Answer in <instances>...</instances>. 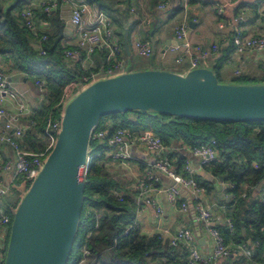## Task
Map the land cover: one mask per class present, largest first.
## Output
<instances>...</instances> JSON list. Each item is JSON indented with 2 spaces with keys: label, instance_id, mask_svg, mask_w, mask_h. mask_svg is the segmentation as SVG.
Returning a JSON list of instances; mask_svg holds the SVG:
<instances>
[{
  "label": "trees",
  "instance_id": "1",
  "mask_svg": "<svg viewBox=\"0 0 264 264\" xmlns=\"http://www.w3.org/2000/svg\"><path fill=\"white\" fill-rule=\"evenodd\" d=\"M0 29L4 30L0 37V55L8 56V71L22 72L34 84L43 83L42 101L34 107L30 116L32 125L26 129L21 142L23 149L38 152L44 147L42 133L47 117L60 118L62 107L56 104L65 86L78 80L84 71L78 64L75 65L77 68L68 67L62 54L66 47L60 45L57 36L46 35V40L41 43L45 55L35 51L29 44L30 39L36 37L39 41L42 35L32 34L21 20L17 22L10 15V10L0 16ZM230 48L232 43L221 51L210 68L219 83V71L231 53ZM78 87L71 94L75 95L83 89L82 85ZM96 128H107L109 132L126 128L133 134L148 131L168 146L178 141L192 148L214 139L220 161L204 166L211 170L214 177L231 184L233 187L227 191L236 197L235 203L231 200L230 204L234 205L227 215L232 222L233 233L226 228L222 230V236L226 242L233 241L236 245L245 244L249 239L252 245L251 262L264 264V204L251 198L252 190L261 181L264 171L262 166H253L254 163H264V122H213L130 110L101 117ZM166 159L176 173L182 172L185 157L174 151ZM104 161V156L92 157L88 165L69 264L77 263L83 246L90 251L88 264H185L184 258L178 260L175 248L170 247L168 241L169 247H164L166 242L162 243L159 234H144L142 227L135 222L138 203L133 197L134 192L124 190L104 167ZM194 179L198 187L211 189L210 182H201L199 176H194ZM30 184V181L18 179L11 185V190L17 195L12 212ZM244 185L250 189L244 190ZM118 193H123L121 200ZM7 213L10 218L9 233L12 215L9 211ZM6 242L1 250L3 255Z\"/></svg>",
  "mask_w": 264,
  "mask_h": 264
},
{
  "label": "crops",
  "instance_id": "2",
  "mask_svg": "<svg viewBox=\"0 0 264 264\" xmlns=\"http://www.w3.org/2000/svg\"><path fill=\"white\" fill-rule=\"evenodd\" d=\"M49 0H0V16L7 10H10L17 22L20 21L19 12L24 4H30L34 17L35 30L37 34L57 36L60 38V45L66 48H76V35L73 27L69 24L70 8L64 5L61 0L56 1V7L49 13H44L43 5ZM88 3L92 9L101 10L113 25L114 40L122 45V58L124 60V69L126 68V58L137 55L134 50V43L137 40L149 42L153 45L154 52L151 56L154 59L155 67L146 66L144 68L135 67L131 71L160 69L171 71L178 74H185L191 70L187 60H183L181 64H175L173 59L176 53L169 50L170 46L175 45L173 28L181 22L188 23V40L192 47L201 48L208 52L213 51L217 47L218 52H212L206 67L211 68L220 56L221 51L229 48L232 43L233 33L229 27L219 29V17H216V9H222L221 19H232L234 17H242V21L238 23L240 35L242 37H251L260 33L264 29V20L261 13L264 12V0H167V8L160 11L156 5L161 0H81ZM145 19H149L150 23H144ZM189 24L192 25L189 30ZM3 29H0V37L3 35ZM38 38L30 39V46L38 50ZM124 43L127 50L124 48ZM231 53L227 61L222 65L219 71V77L228 79L234 77L264 78L263 62L264 54L255 51L243 52L238 54L234 50L232 44ZM83 53L84 51L81 50ZM90 59L91 67L85 69H96L102 64L103 53L97 49ZM68 67L75 68L81 62H69L64 60ZM9 58L7 55H0V70L10 78V91L5 98L0 101V108L4 110L6 115L11 116L13 123L23 125L26 128L31 127L32 122L30 116L33 114L34 107L42 101V92L39 91L36 84L28 80V77L22 72L8 71ZM159 66V67H157ZM77 68V67H76ZM83 69V70H85ZM239 69V76H234L233 71ZM8 71V72H7ZM127 71V72H131ZM123 72H126L123 70ZM108 77V76H107ZM14 82V84H12ZM79 86V87H78ZM80 88L81 84H77L74 88ZM25 105L29 108L30 113L25 115H17V108ZM169 152H178L194 171V176H199L201 182L208 181L205 178L207 174L215 181L210 183L211 189L201 188V191L193 198L188 197L185 192L182 195L188 201L189 211L182 213L169 205L165 195V189L171 184V181L164 175H160L159 182L156 184L157 191L154 197L161 207L163 214L157 217L154 208L144 204L136 197L134 190L135 182L143 177L144 163L151 160L150 155L141 147L133 145L130 148L131 159L126 167L113 165L109 171L114 174V178L118 181L123 180L124 190L134 192L133 197L138 203L135 215V222L142 227L144 234H159L160 239L165 248L177 229H186L191 232L195 239L196 247L201 254H208L211 251L212 243L210 237L206 233L204 226L195 221V212L193 206L196 204L203 205L210 209L212 218L210 225L215 227L221 233L226 230V217L232 210L234 204H230L231 194L227 191L228 183L223 182L211 174V170L204 165H200L197 158L190 153L188 145H182L178 141L172 142L169 146ZM13 153L9 147L4 144L0 145V165L11 162ZM167 161V159H166ZM220 161V158H219ZM218 161V162H219ZM168 163V162H167ZM172 166V165H171ZM12 174V170H3L0 172V179L6 182ZM259 186L252 190L251 198L259 199ZM244 191V190H243ZM122 195L123 193H119ZM212 195V196H211ZM245 197V195H243ZM7 198V201H6ZM17 195L11 190L8 194L0 198V214L12 213V206L15 203ZM252 201V199H250ZM249 201V202H250ZM251 203V202H250ZM228 218V217H227ZM243 232V229H242ZM7 233L0 232V251L2 250ZM222 234V233H221ZM168 241V242H167ZM249 241V242H247ZM232 250L235 249L236 243L228 241ZM252 253L251 242L246 239L244 244ZM169 247V246H168ZM175 254L181 261L186 254V249L175 248ZM184 261V260H183ZM214 264H258L254 261L247 260L242 254L235 250L231 251L229 257L218 259Z\"/></svg>",
  "mask_w": 264,
  "mask_h": 264
},
{
  "label": "built area",
  "instance_id": "3",
  "mask_svg": "<svg viewBox=\"0 0 264 264\" xmlns=\"http://www.w3.org/2000/svg\"><path fill=\"white\" fill-rule=\"evenodd\" d=\"M64 5L70 8L69 24L73 27L76 35V48H65L62 52L63 59L69 62H81V69L91 67V55L100 49L103 53L102 64L96 69H85L78 80L68 83L56 106L62 107L70 97L71 91L77 84L82 86L95 82L97 77L106 74L112 77L124 73V60L122 58V45L114 40L113 25L107 18L105 13L101 10H94L92 7L81 0H61ZM56 1L49 0L43 5V12L49 13L56 7ZM168 1L161 0L156 8L163 11L167 8ZM222 9H216V17L221 16ZM19 17L22 24L32 34L36 35L34 17L30 4H24L19 12ZM264 20V12L261 13ZM242 21V17H234L232 19H220L217 27L224 29L229 27L233 33L232 44L236 53L255 51L264 54V29L259 34L251 37H242L240 35L238 23ZM144 23L149 24V19H145ZM174 43L169 47V50L176 53L173 59L175 64H181L183 60H187L191 69L208 64L209 57L212 52H218L217 47L213 51L208 52L197 47L191 46L188 40V23L181 22L173 28ZM46 35H42L38 41V51L40 55H45V50L41 43L46 40ZM83 50L84 53L81 51ZM134 50L138 56L149 57L153 54L152 46L149 42L137 40L134 43ZM206 68V67H205ZM264 73V62H263ZM234 76H239V69L233 71ZM40 92L43 93V83H36ZM10 91V78L6 73L0 70V101ZM30 110L27 106L21 105L17 108V115L27 116ZM61 118V115H60ZM60 118L54 119L47 117L43 128L44 147L38 152L28 151L21 147L22 139L24 138L26 127L23 125H16L13 123L12 117L6 115L4 110L0 108V145L4 144L9 147L13 153L11 162H6L0 165V172L3 170H12L10 178L6 182L0 179V198L6 196L11 188V185L18 179L30 181L39 172L42 164L53 147L57 134L60 129ZM107 126V125H104ZM143 148L151 157L149 162L144 163L143 177L138 179L134 184L136 197L144 204L154 208L156 216H162L163 211L158 205L154 194L157 191L156 184L159 182L160 175L166 176L171 184L165 189L167 202L170 206L179 212L185 213L189 211L188 201L182 195L185 192L188 197L193 198L200 191L194 179V171L185 160L182 172L176 173L172 166L166 161V154L170 151L169 146L165 145L163 141L145 131L139 134H133L129 129L116 128L109 132L107 128L97 129L94 127L89 135L88 148L86 160L84 165L79 170V178L84 181L88 165L92 157L104 156V167L109 171L113 165H120L126 167L128 161L132 158L130 155V148L133 146ZM190 153L197 158L200 165H207L212 162H218L219 156L216 149V141L210 139L206 144L190 148ZM254 168L262 166L264 163L258 165L254 163ZM259 186L260 197L258 201L264 204V171L261 181L256 186ZM233 186L228 184L227 188ZM248 187L244 185V190ZM250 189V188H248ZM255 189V188H254ZM118 199L121 200V195L118 193ZM230 199L235 203L236 197L230 196ZM233 203V204H234ZM195 212V221L202 224L208 236L210 237L212 248L210 253L201 254L196 247L195 239L190 231L186 229H177L172 235L169 246L174 248L186 249L184 256L185 264H214L218 259L229 257L231 251H239L244 258L251 260V252L244 244L235 245L232 250L230 243H227L218 229L210 225L212 213L210 209L203 205L196 204L193 206ZM226 228L229 233H233V225L229 218L226 217ZM10 218L7 214H0V232L6 234L8 232V224ZM90 251L85 248L81 249V255L76 264H88ZM4 255L0 251V264L3 263Z\"/></svg>",
  "mask_w": 264,
  "mask_h": 264
},
{
  "label": "water",
  "instance_id": "4",
  "mask_svg": "<svg viewBox=\"0 0 264 264\" xmlns=\"http://www.w3.org/2000/svg\"><path fill=\"white\" fill-rule=\"evenodd\" d=\"M130 110L264 122V83H219L205 67L185 74L146 69L99 79L78 91L64 105L55 143L13 211L2 264H66L84 197L79 170L90 132L101 117Z\"/></svg>",
  "mask_w": 264,
  "mask_h": 264
},
{
  "label": "rangeland",
  "instance_id": "5",
  "mask_svg": "<svg viewBox=\"0 0 264 264\" xmlns=\"http://www.w3.org/2000/svg\"><path fill=\"white\" fill-rule=\"evenodd\" d=\"M126 60H127L126 61V68L124 69V71H126V72L133 70L135 67L144 68V67L149 66V65L151 67H155L153 56L141 57V56L135 55V56H131L129 58L127 57ZM157 67H159V66H157ZM104 78H107L106 74H102L101 76L97 77L96 79L99 80V79H104ZM219 81H220V83H225V84H237V83L238 84H260V83H264V78H260V77L259 78H249V77L246 78V77L239 76V77L225 79V78L219 77ZM12 84H14V82H12ZM88 85L89 84H85L82 86V88H85ZM72 94L70 95V97L68 98L66 103L74 96V94L73 95ZM112 175L114 176L113 173H112ZM208 177L209 176L206 174L205 178H207L206 180H209L210 183L215 181L214 179H212V178L210 179ZM123 183H124L123 180L119 181V184H123ZM6 201H7V198H6ZM12 214H13V212L10 213V215H12ZM11 221H12V218H11ZM8 236H9V233H8ZM6 241L8 242V238H6ZM7 242H6V246H7ZM70 258L68 259L67 264L70 263Z\"/></svg>",
  "mask_w": 264,
  "mask_h": 264
}]
</instances>
